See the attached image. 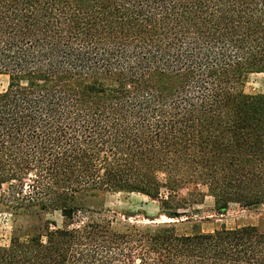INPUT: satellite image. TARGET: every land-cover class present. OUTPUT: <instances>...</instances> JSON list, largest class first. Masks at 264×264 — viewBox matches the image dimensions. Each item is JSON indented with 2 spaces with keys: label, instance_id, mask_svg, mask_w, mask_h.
Wrapping results in <instances>:
<instances>
[{
  "label": "trees",
  "instance_id": "obj_1",
  "mask_svg": "<svg viewBox=\"0 0 264 264\" xmlns=\"http://www.w3.org/2000/svg\"><path fill=\"white\" fill-rule=\"evenodd\" d=\"M252 73L264 0H0V214L61 216L0 264H264L256 225L180 233L85 207L137 193L182 222L206 196L264 204Z\"/></svg>",
  "mask_w": 264,
  "mask_h": 264
},
{
  "label": "rangeland",
  "instance_id": "obj_2",
  "mask_svg": "<svg viewBox=\"0 0 264 264\" xmlns=\"http://www.w3.org/2000/svg\"><path fill=\"white\" fill-rule=\"evenodd\" d=\"M7 83V77L0 75V90H3ZM245 92L250 94H264V74L252 73L245 84ZM85 207L94 212V217L106 216L123 219L124 215L129 216V221L140 224L151 223L148 218H154L157 223L173 222L177 231L188 233L194 230L204 232L212 231L220 227L232 228L243 225H256L264 228V204L253 207H242L238 204H230L225 210H217L211 197L206 196L200 203L191 209L192 216L182 222L170 219L160 214L158 203L145 195L130 192H106L92 197L85 202ZM100 213V214H99ZM45 219H54L61 224L59 213H45L40 216L28 214H0V244L9 243L13 235L22 239L35 233L39 225ZM116 228L122 229V225L114 224Z\"/></svg>",
  "mask_w": 264,
  "mask_h": 264
}]
</instances>
